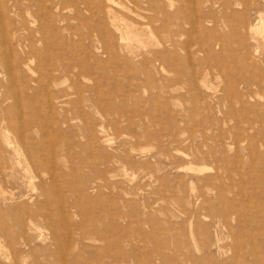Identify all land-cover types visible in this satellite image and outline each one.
<instances>
[{"label": "rangeland", "instance_id": "374dc122", "mask_svg": "<svg viewBox=\"0 0 264 264\" xmlns=\"http://www.w3.org/2000/svg\"><path fill=\"white\" fill-rule=\"evenodd\" d=\"M112 1L0 0V264H264V0Z\"/></svg>", "mask_w": 264, "mask_h": 264}, {"label": "bare ground", "instance_id": "6f19581e", "mask_svg": "<svg viewBox=\"0 0 264 264\" xmlns=\"http://www.w3.org/2000/svg\"><path fill=\"white\" fill-rule=\"evenodd\" d=\"M4 1H5V0H4ZM115 1H116V0H115ZM115 1H112L113 4L115 3ZM117 1H119V0H117ZM121 1H123V0H121ZM128 1H129V0H128ZM128 1H127V2H128ZM133 1H134V0H133ZM139 1H140V0H139ZM151 1L153 2V0H151ZM173 1H174V0H173ZM243 1H244V0H243ZM251 1H252V0H251ZM251 1H250V2H251ZM125 2H126V0H125ZM129 2H130V1H129ZM144 2H145V3H149L148 0H144ZM152 2H150V3L153 4ZM191 2H192V0H191ZM229 2H230V1H229ZM237 2H238V0H237ZM237 2H236V3H237ZM252 2H253V4H254V1H252ZM118 3H120V2H117L116 4L118 5ZM123 3H124V2H123ZM130 3H131V2H130ZM130 3H128V4H130ZM140 3H141V2H140ZM140 3H139V4H140ZM156 3H158V2H156ZM160 3H161V2H160ZM172 3H173V2H172ZM206 3H208V5H209L210 7H211L212 5H214V4H218L219 6H221L220 9H222L223 13H224L225 10H228V9H229V3H228V1H226V0H222L221 2H220L219 0H214V1H213V0H206ZM124 4H125V3H124ZM131 4H132V3H131ZM131 4H130V5H131ZM151 4H149L150 9H151V6H150ZM188 4H189V3H188ZM192 4H193V3H192ZM244 4H247V3H244ZM249 4H250V3H249ZM249 4H248V5H249ZM109 5H110V4H109ZM109 5H108V6H109ZM132 5H133V4H132ZM141 5H142V4H141ZM153 5H155V4H153ZM157 5H158V4H157ZM198 5H200V4H198ZM203 5H204V4H203ZM235 5H236V4H235ZM251 5H252V4H251ZM113 6H114V5H113ZM120 6L122 7V5H119V7H120ZM125 6H127V4H126ZM143 6H147V4H146V5H143ZM239 6H240V5H239ZM245 6H246V5H245ZM255 6H256V5H255ZM255 6H254V7H255ZM6 7H8V6H6ZM14 7H15V6H14ZM119 7H118V8H119ZM133 7H134V6H133ZM133 7L131 6L132 9H134ZM149 7H147L146 9H148ZM207 7H208V6H207ZM235 7H236V6H235ZM248 7H249V6H248ZM248 7H247V8H248ZM105 8L108 9L106 6H105ZM112 8H114V7H112ZM112 8L110 9V11L112 10ZM139 8H140V6H139L137 9H139ZM155 8H156V7H155ZM155 8H153V9H155ZM170 8H171V7H170ZM170 8H169V9H170ZM181 8H182V7H181ZM192 8H193V7H192ZM249 8H250V7H249ZM255 8H257V7H255ZM262 8H263V7H262ZM8 9H9V8H8ZM122 9L124 10V7H123ZM129 9H130V7H129ZM236 9H237V8H236ZM238 9H239V8H238ZM103 10H105V9H103ZM125 10H126V8H125ZM134 10L136 11V9H134ZM151 10H152V9H151ZM208 10H209V9H208ZM232 10H233V9H232ZM240 10H241V9H239V11H240ZM242 10H243V7H242ZM247 10H248V9H247ZM105 11L107 12V10H105ZM113 11H114V10H113ZM127 11H128V9H127ZM149 11H150V10H149ZM153 11H154V10H153ZM222 11H221V12H222ZM235 11H236V10H235ZM239 11L237 10L236 12L239 13ZM248 11H249V10H248ZM108 12H109V11H108ZM129 12H131V11L129 10ZM129 12H128V13H129ZM221 12H219V13H221ZM228 12H229V11H228ZM228 12H227V13H228ZM249 12H250V11H249ZM262 12H263V10H262ZM157 13H158V12H157ZM161 13H162V12H161ZM251 13H252V12H251ZM111 14H112V13H111ZM162 14H163V13H162ZM162 14H161L160 16H162ZM228 14H229V13H228ZM247 14H248V13H247ZM204 15H205V14H204ZM204 15H203V17H204ZM208 15H209V14H208ZM208 15H207V16H208ZM210 15H211V14H210ZM210 15H209V16H210ZM220 15H221V14H220ZM220 15H219V16H220ZM229 15H230V14H229ZM235 15H236V13H235ZM242 15H243V14H241V17H242ZM248 15H250V14H248ZM111 16H112V15H111ZM212 16L214 17V15H212ZM212 16H211V17H212ZM222 16H223V15H222ZM238 16H239V15H238ZM256 16L258 17V15H256ZM261 16H262V15H261ZM246 17H247V16H246ZM263 17H264V15H263ZM108 18H109V17H108ZM112 18H113V16H112ZM112 18H111V20H112ZM185 18H186V17H185ZM205 18H206V17H205ZM209 18H210V17H209ZM247 18H248V17H247ZM249 18H250V17H249ZM206 19H207V18H206ZM212 19H213V18H212ZM214 19H215V18H214ZM214 19H213V20H214ZM243 19H244V18H242V20H243ZM259 19H260V18H259ZM111 20H110V21H111ZM113 20H114V19H113ZM188 20H189V19H188ZM188 20H187V19L184 20L185 23H186L187 25L189 24V21H188ZM218 20H219V19H218ZM232 20H233V18H232ZM242 20L240 19V21H242ZM247 20H248V19H247ZM111 22H112V21H111ZM116 22H117V21H116ZM218 22H219V21H218ZM259 22H260V21H259ZM113 23H114V21H113ZM164 23H165V22H164ZM225 23H227V22L225 21ZM232 23H233V22H232ZM241 23H243V22H241ZM241 23H240V24H241ZM260 23H261V22H260ZM110 24H112V23H110ZM174 24H175V23H174ZM238 24H239V23H238ZM233 25H234V23H233ZM241 25H242V24H241ZM254 25H255V24H254ZM20 26H21V25H20ZM112 26H114L115 28L118 27V26H116V24H112ZM125 26H126V24H125ZM213 26L215 27L214 24H213ZM213 26H212V27H213ZM255 26H256V25H255ZM130 27H131V26H130ZM234 27H235V26H234ZM238 27H242V26H238ZM244 27H245V26H244ZM257 27L259 28V26H257ZM125 28L127 29L128 27L126 26ZM229 28H230V27H229ZM235 28H237V27H235ZM245 28H246V27H245ZM262 28H263V25H262V23H261L260 29H262ZM128 29H129V28H128ZM231 30H232V27H231ZM231 30H230V32H231ZM242 30H243V29H242ZM0 31H1V30H0ZM236 31H237V30H236ZM236 31H235V32H236ZM240 31H241V29H240ZM244 31H245V30H244ZM248 31H249V29H248ZM250 31H251V30H250ZM257 31H259V30L257 29ZM260 31H261V30H260ZM232 32H233V31H232ZM241 32H242V31H241ZM253 32H255V31H253ZM253 32H252V33H253ZM233 33H234V32H233ZM255 33H256V32H255ZM255 33H254V35H255ZM243 34H244V33H243ZM249 34H250V33H249ZM249 34H248V35H249ZM245 35H246V33L244 34V36H245ZM256 35H258V34L256 33ZM238 36H239V35H238ZM239 37H240V36H239ZM241 37H243V35H242ZM245 37H246V36H245ZM252 37H253V36H252ZM249 38H251V37H249ZM241 39H242V38H241ZM222 40H223V39H222ZM252 41H253V40H252ZM263 41H264V40H263ZM251 49H252V48H251ZM252 50H253V49H252ZM257 50H258V49H257ZM257 50H256V51H257ZM248 51H249V50H248ZM248 51H247V52H248ZM254 51H255V50H254ZM252 53H253V52H252ZM257 53H258V52H257ZM263 53H264V52H263ZM246 54H247V53H246ZM251 55H252V54H251ZM255 55H256V54H255ZM263 55H264V54H263ZM246 56H247V55H246ZM252 56H253V55H252ZM256 56H257V55H256ZM256 59H257V58H256ZM258 59H259V58H258ZM259 60H262V58L260 57ZM262 61H263V60H262ZM258 62H259V61H258ZM262 63H263V62H262ZM263 65H264V64H263ZM259 66H260V64H259ZM263 70H264V69H263ZM259 73H260V72H258V74H259ZM263 73H264V72H263ZM263 73L261 72L260 74H263ZM260 76H261V75H260ZM261 78H262V76H261ZM254 80H256V79H254ZM258 81H259V80H258ZM261 82H264V81L261 80ZM246 83H247V82H246ZM249 83H251V82H249ZM258 83H259V82H258ZM255 84H256V83H255ZM255 84H254V85H255ZM252 85H253V84H252ZM256 85H258V84H256ZM259 85H260V84H259ZM262 85H264V84H262ZM248 86H249V85H248ZM244 87H245V86H244ZM244 87H243V88H244ZM249 87H250V86H249ZM251 87H253V86H251ZM251 87H250V89H251ZM256 87H258V86H256ZM253 88H254V87H253ZM253 88H252V89H253ZM244 89H245V88H244ZM252 89H251V90H252ZM254 89H255V88H254ZM257 89H259V88H257ZM248 91H249V90H248ZM248 91H247V92H248ZM260 92H261V91H260ZM260 92H259V93H260ZM263 92H264V88H263ZM263 92H262V93H263ZM248 93H250V91H249ZM248 93H247V94H248ZM245 100H246V99H245ZM246 103H247V102H246ZM263 112H264V110H263ZM72 206H73V205H72ZM15 221H16V220H15ZM15 224H16V223H15ZM189 224H190V223H189Z\"/></svg>", "mask_w": 264, "mask_h": 264}]
</instances>
